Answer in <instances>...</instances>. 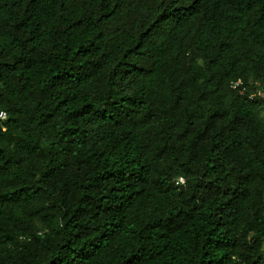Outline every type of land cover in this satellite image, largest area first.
Returning a JSON list of instances; mask_svg holds the SVG:
<instances>
[{
	"label": "trees",
	"instance_id": "1",
	"mask_svg": "<svg viewBox=\"0 0 264 264\" xmlns=\"http://www.w3.org/2000/svg\"><path fill=\"white\" fill-rule=\"evenodd\" d=\"M0 111V264H264V0H0Z\"/></svg>",
	"mask_w": 264,
	"mask_h": 264
},
{
	"label": "built area",
	"instance_id": "2",
	"mask_svg": "<svg viewBox=\"0 0 264 264\" xmlns=\"http://www.w3.org/2000/svg\"><path fill=\"white\" fill-rule=\"evenodd\" d=\"M238 83H240L239 81H234L231 83L232 87H235ZM5 118V112L4 111H0V119ZM184 182V178L182 176H178L175 179V184H179V183H183Z\"/></svg>",
	"mask_w": 264,
	"mask_h": 264
},
{
	"label": "rangeland",
	"instance_id": "3",
	"mask_svg": "<svg viewBox=\"0 0 264 264\" xmlns=\"http://www.w3.org/2000/svg\"><path fill=\"white\" fill-rule=\"evenodd\" d=\"M263 115H264V112H263ZM263 251H264V242H263Z\"/></svg>",
	"mask_w": 264,
	"mask_h": 264
}]
</instances>
